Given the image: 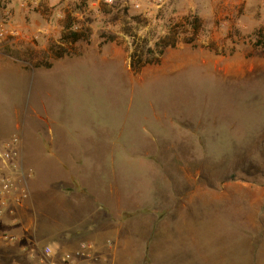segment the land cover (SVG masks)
Returning a JSON list of instances; mask_svg holds the SVG:
<instances>
[{
    "label": "rangeland",
    "instance_id": "374dc122",
    "mask_svg": "<svg viewBox=\"0 0 264 264\" xmlns=\"http://www.w3.org/2000/svg\"><path fill=\"white\" fill-rule=\"evenodd\" d=\"M4 1L0 216L26 192L85 225L94 203L57 195H123V238L95 264L145 262L166 218L160 264H264V0ZM67 23L89 39L62 42ZM83 244L55 254L46 239L38 259L82 260Z\"/></svg>",
    "mask_w": 264,
    "mask_h": 264
},
{
    "label": "crops",
    "instance_id": "0c3cea01",
    "mask_svg": "<svg viewBox=\"0 0 264 264\" xmlns=\"http://www.w3.org/2000/svg\"><path fill=\"white\" fill-rule=\"evenodd\" d=\"M61 181L60 179V185ZM73 192L74 190L71 191V193ZM41 196L42 195H29V198L20 205V210L22 211L20 214L16 213V218H13L14 214L8 211L5 212L3 216H0V232L12 236L11 240L0 238V249L2 250L0 258L4 261L3 263L42 264L38 256L43 246V241H46V239L49 241V244L54 246L53 249H55V254H57L61 248L74 249L81 243H91L100 254L97 260L101 258V261L108 259L105 253V250H108L106 245L107 240L113 238L116 245L117 242H121L123 238L121 219L123 213V195H57V197H59L57 202L53 201L56 207H60L62 201L67 198H71L76 203H86L87 201H92L94 203L93 210L91 211V215H93L94 218H89V222L85 225H71L59 220L58 217L52 213H45L44 210L48 209L47 202L43 201ZM126 196H128L130 200V206L135 205L136 207L137 203L132 201V195ZM198 197L202 200H206L212 199L213 196L192 195L188 201L192 202L194 199H198ZM51 198H53V196H51ZM100 198L105 200L111 198L113 200L112 209L108 210L106 207L104 208L103 206L107 204L104 203V201L102 202ZM47 215L49 216L47 217ZM112 215H115V218H113ZM165 216L168 217L170 215L165 213ZM41 224L44 225V228H42ZM151 225L153 228L149 225L150 231L146 237V242L148 243V256L145 262L141 264H160V258L163 254L162 250L165 248L167 249V245L169 244L165 241L161 242L160 237L167 236L170 241L175 229L167 218L166 221L162 219L156 226L153 224ZM110 233H112V236H110ZM89 262V259L83 258L82 260L72 261L69 264H95L94 262Z\"/></svg>",
    "mask_w": 264,
    "mask_h": 264
},
{
    "label": "built area",
    "instance_id": "2783aa9c",
    "mask_svg": "<svg viewBox=\"0 0 264 264\" xmlns=\"http://www.w3.org/2000/svg\"><path fill=\"white\" fill-rule=\"evenodd\" d=\"M29 0H20V6L21 7H24L27 5ZM6 5V7L4 6ZM12 17V11L10 8H7V4L5 3L4 0H0V36H4L8 33H13L12 29H9V23L7 21V19L11 18ZM11 153L13 154L14 151H11ZM16 154V153H15ZM9 187V184L6 183L3 185V188L2 189H8ZM6 198V195H2ZM29 195H27V193L25 192L24 195H20V197H18L16 200H24L26 198H28ZM0 238H3V239H9L7 236H0ZM12 239V238H10ZM94 251H95V247L93 244H89V243H85L82 245V250L77 252V256L81 257L82 259L85 258V259H89V263H92L94 259ZM52 252H53V249L50 247V246H46L44 248V254L46 256H51L52 255ZM62 259L64 261H70V260H73L74 257L72 255H70L69 253H66ZM51 264H56V263H51Z\"/></svg>",
    "mask_w": 264,
    "mask_h": 264
},
{
    "label": "trees",
    "instance_id": "16d2710c",
    "mask_svg": "<svg viewBox=\"0 0 264 264\" xmlns=\"http://www.w3.org/2000/svg\"><path fill=\"white\" fill-rule=\"evenodd\" d=\"M73 24L72 23H67L65 25L62 37H61V41L62 42H69V43H73V42H77L80 40H87L90 37V34L87 30H81V31H75L72 30ZM168 46H174L175 42H171L168 43ZM254 45L263 50L264 51V32L260 31V36L257 39V41L254 43Z\"/></svg>",
    "mask_w": 264,
    "mask_h": 264
}]
</instances>
